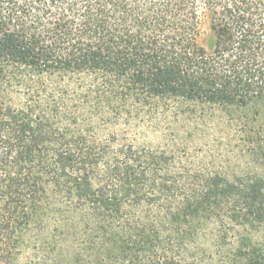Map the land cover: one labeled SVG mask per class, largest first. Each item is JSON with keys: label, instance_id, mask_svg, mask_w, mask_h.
Masks as SVG:
<instances>
[{"label": "trees", "instance_id": "1", "mask_svg": "<svg viewBox=\"0 0 264 264\" xmlns=\"http://www.w3.org/2000/svg\"><path fill=\"white\" fill-rule=\"evenodd\" d=\"M0 264H264V0H0Z\"/></svg>", "mask_w": 264, "mask_h": 264}, {"label": "rangeland", "instance_id": "2", "mask_svg": "<svg viewBox=\"0 0 264 264\" xmlns=\"http://www.w3.org/2000/svg\"><path fill=\"white\" fill-rule=\"evenodd\" d=\"M202 38L204 39V35ZM161 106L162 108L159 109L161 123L164 125L172 123V127L176 131L174 134H168L167 137L179 146H182V143L186 144L187 156L195 161L205 160L207 156L205 154H208L209 147H211L212 152L216 153L218 150H216L217 145L215 144L217 143H227L231 140L232 144H238L235 139L230 138L231 136L228 137L225 133L213 130V120L209 114L213 112L220 114V112L207 105L170 99L163 101ZM161 142L164 143V141ZM180 154L184 153L181 152ZM226 165L232 169L235 163L228 162Z\"/></svg>", "mask_w": 264, "mask_h": 264}]
</instances>
